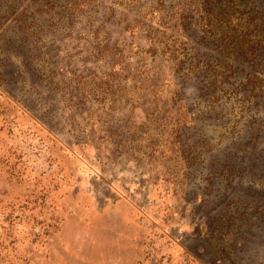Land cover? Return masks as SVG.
I'll return each mask as SVG.
<instances>
[{
	"label": "rangeland",
	"instance_id": "obj_1",
	"mask_svg": "<svg viewBox=\"0 0 264 264\" xmlns=\"http://www.w3.org/2000/svg\"><path fill=\"white\" fill-rule=\"evenodd\" d=\"M178 1L104 0L114 52L94 53L95 17L59 45L55 87L0 79V264H264V221L234 214L263 187L225 204L212 162L247 133L237 96L212 105L197 79L178 95V65L208 56ZM183 122L208 147L195 166Z\"/></svg>",
	"mask_w": 264,
	"mask_h": 264
},
{
	"label": "trees",
	"instance_id": "obj_2",
	"mask_svg": "<svg viewBox=\"0 0 264 264\" xmlns=\"http://www.w3.org/2000/svg\"><path fill=\"white\" fill-rule=\"evenodd\" d=\"M103 4L104 0H0V79L19 85L29 80L30 72L39 84L46 79L55 87L58 71L65 74L70 68L64 65L67 61L58 58L59 45H65L78 27H92L97 22L95 17L99 25L92 29L94 53H100L99 48L114 52L108 44L101 46L108 39L107 23L113 16ZM178 4L179 17L201 33L199 38L208 55L203 59L205 66L178 65V95L183 94L189 79H197L212 105L224 101L229 92L237 96L231 100L241 104L247 133L212 162L221 174L231 178L220 196L225 204L228 193L247 196L249 189L263 187L260 192L253 191V205L243 203L239 211H234L239 217L238 228L254 230L258 220L264 221V0H179ZM100 12L103 15H98ZM232 78L238 82L231 83ZM68 80H73L71 75ZM181 124L177 136L184 144L190 140L183 152L192 156L188 160L191 166L198 165L208 151L200 142L205 137L191 140L190 129Z\"/></svg>",
	"mask_w": 264,
	"mask_h": 264
}]
</instances>
